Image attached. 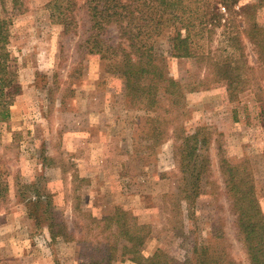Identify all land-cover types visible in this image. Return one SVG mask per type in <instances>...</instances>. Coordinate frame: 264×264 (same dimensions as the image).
Instances as JSON below:
<instances>
[{"label": "rangeland", "instance_id": "374dc122", "mask_svg": "<svg viewBox=\"0 0 264 264\" xmlns=\"http://www.w3.org/2000/svg\"><path fill=\"white\" fill-rule=\"evenodd\" d=\"M50 1L22 0L21 12L0 4L10 19L6 47L17 80L6 89L9 116L0 118V169L8 184L0 199V264H138L120 256L125 239L105 221L118 210L145 225L146 255L160 248L182 261L211 240L213 251L223 248L249 264L227 179L234 173L233 181L248 188L249 177L264 216V48L257 43L264 44V0H189L197 8L185 13L195 17L189 28L196 54L172 55L167 34L157 42L169 76L197 81L163 136L154 135L152 118L168 101L144 109L126 96L106 59L88 51L94 30L87 0L63 1L76 19L68 33L51 18ZM181 22H173L172 33L187 32ZM101 31L109 43L119 41L115 25ZM208 49L239 67L238 85L219 78L201 56ZM197 139V159L186 157ZM189 173H200L195 197L186 192ZM39 194L45 205L52 198L41 227L24 202ZM54 221L66 225L63 237L51 238Z\"/></svg>", "mask_w": 264, "mask_h": 264}, {"label": "trees", "instance_id": "16d2710c", "mask_svg": "<svg viewBox=\"0 0 264 264\" xmlns=\"http://www.w3.org/2000/svg\"><path fill=\"white\" fill-rule=\"evenodd\" d=\"M53 1L56 11L52 10L50 16L53 20L56 19L61 23L64 32L68 33L76 26L75 16L70 12L71 7L69 5L63 6L65 0ZM53 1H50V5ZM188 1L87 0L90 28L94 30L86 39L88 51L106 59L107 71L116 74L123 80L126 96L136 98L144 109L156 110L162 100L168 101L167 108L152 118L154 135L159 133V136H163L169 132L168 125L172 124L181 114L186 92L192 91L196 87L197 81L183 82L169 76L166 61L164 57L156 53L155 46L162 36L167 34L172 44V55L189 57L196 54L195 50L192 49V36L189 28L191 20L195 17H191L189 20L185 17V13L191 9H195L192 12H197V8L191 7ZM7 2L11 6V12L23 11L22 0H0L1 10H7ZM240 10L245 11V7H240ZM177 20L182 21V25L188 26L185 34L179 31L172 33L173 22ZM9 22L8 17H3L0 14V118L4 119L9 116V99L6 97L8 93L6 89L13 88L17 83L16 75L10 69V53L6 47L9 41ZM108 25L117 27L118 42L109 43L108 40H104L101 29ZM258 36H260L259 33ZM257 43L258 46L264 48V44L259 40ZM205 54L206 57L203 53L201 56L207 62L217 66V75L225 81L227 86L238 85L241 77L238 71L239 67L236 70L228 57H213L212 51L209 49ZM198 82L200 83V81ZM176 129L174 128V130ZM193 141L192 146L189 145L185 154L186 157L189 154L197 159L199 153L196 154V150H198L196 144L197 142L202 144V141L200 139ZM231 174L227 179V184L234 183L231 188L234 192L230 191L229 195L233 201L231 204L236 209L237 230L248 256L249 264H264V216L260 212L254 186L250 178L247 177L244 183L248 185V188L239 187L243 181H233L234 173ZM199 176L200 173H189L186 176L189 182H192L193 179L192 191L186 192L194 197L197 194ZM7 193L8 184L3 180V172L0 169V199H5ZM46 198L48 201L46 205L40 194L33 199L25 198L24 200L28 214L35 219L39 227L42 224L43 213L49 211V202L52 200L49 195ZM49 219L52 221V217ZM105 221L109 227L113 226V234L117 236V239L123 237L125 239L120 256L124 259V256L129 255V258L138 264H240L233 260L223 248L218 252L213 251L211 240L205 244L194 245L193 255L185 257L182 261L160 248H156L151 254L146 255L143 253L144 243L147 239V234H144L145 225L138 224L134 220H127L120 210L106 216ZM48 229L51 238L54 239L58 235L65 234L62 230H66V225L59 229L57 222L54 221L48 224ZM116 242L118 241L114 242L112 250L115 249ZM111 258L117 257L112 254L109 259Z\"/></svg>", "mask_w": 264, "mask_h": 264}]
</instances>
